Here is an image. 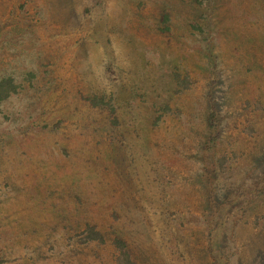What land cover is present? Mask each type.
Segmentation results:
<instances>
[{"label":"rangeland","instance_id":"1","mask_svg":"<svg viewBox=\"0 0 264 264\" xmlns=\"http://www.w3.org/2000/svg\"><path fill=\"white\" fill-rule=\"evenodd\" d=\"M2 77L0 264H264V0H0Z\"/></svg>","mask_w":264,"mask_h":264},{"label":"trees","instance_id":"2","mask_svg":"<svg viewBox=\"0 0 264 264\" xmlns=\"http://www.w3.org/2000/svg\"><path fill=\"white\" fill-rule=\"evenodd\" d=\"M18 87L19 85L18 83H16V80L14 78L12 77L0 78V103L6 100L12 93H16L18 91ZM90 100L92 101L94 106L99 105L101 108H104V106L107 104L104 96L96 95L92 97ZM111 113L112 114L114 113V109L111 110ZM217 120H218L217 113L214 111L210 112L208 116V125L211 127L212 132L210 134L209 146L217 139L220 132V127L217 124ZM82 240L83 242L86 243L94 240L104 242V237L98 230H96L94 226L88 225L86 230L84 231V237ZM117 244H118V248L120 249H119V254L115 259L116 264H137L133 260L129 250L126 249L125 241L117 240Z\"/></svg>","mask_w":264,"mask_h":264}]
</instances>
